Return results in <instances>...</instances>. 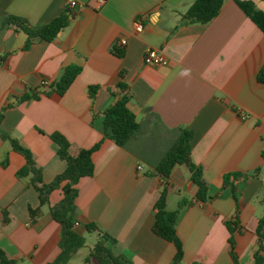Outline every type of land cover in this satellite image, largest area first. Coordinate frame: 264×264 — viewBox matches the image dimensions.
<instances>
[{
    "label": "crops",
    "instance_id": "0c3cea01",
    "mask_svg": "<svg viewBox=\"0 0 264 264\" xmlns=\"http://www.w3.org/2000/svg\"><path fill=\"white\" fill-rule=\"evenodd\" d=\"M75 1L82 7L70 11L69 0H0V133L31 152L44 184L66 167L51 134L68 141L72 156L99 144L93 175L76 185L75 229L97 241L98 232L84 230L95 224L115 239L112 252L131 264L173 263L174 246L152 230L165 187L168 211L189 202L176 226L183 245L180 264H253L264 213V83L257 80L264 32L236 0H224L204 25L181 21L194 0H105L99 8L95 0ZM241 1L264 12V0ZM62 14L68 24L52 41L35 38L27 48L26 34L3 22L14 16L40 27ZM138 17L142 32L134 29ZM120 38L127 41L123 49L115 46ZM148 49L160 50L167 65H145ZM70 66L81 71L66 92L45 95L49 88H41V81L54 84ZM121 83L140 125L125 148L103 130V113L117 100ZM26 95L38 98L20 101ZM184 130L191 132V159L207 186L204 201L196 199L187 167L175 166L168 178L155 170ZM4 160L0 251L15 264H52L60 253L61 226L49 208L60 202L62 190L51 191L48 204L40 206L31 175L16 176L25 158L0 138V163ZM37 208L40 214L31 215L29 209ZM226 222L236 223L234 258ZM89 249L66 264H89L84 261Z\"/></svg>",
    "mask_w": 264,
    "mask_h": 264
},
{
    "label": "trees",
    "instance_id": "16d2710c",
    "mask_svg": "<svg viewBox=\"0 0 264 264\" xmlns=\"http://www.w3.org/2000/svg\"><path fill=\"white\" fill-rule=\"evenodd\" d=\"M223 3L224 0H194L189 8L181 15V21L184 24H207L218 15ZM236 4L243 13L264 32V12L258 10L251 1L236 0ZM3 22L4 24L14 26L17 30L26 34L27 41L25 43V48H27L35 38H39L46 42L52 41L57 36L58 32L68 24V16L62 14L40 27L32 26L25 19L14 16L5 17ZM115 52L118 56H122V51L115 50ZM80 71L81 68L76 66L65 68L60 79L50 85L49 91L44 92V94L50 95L51 92H55L58 95H63ZM257 80L260 83H264V64L258 72ZM118 87L119 95L117 100L103 113V130L106 137L110 138L117 146L125 148L129 139L138 132L140 125L136 121L135 115L128 108L130 96L126 86L121 83ZM95 92V88H89V96L91 98L94 97ZM37 98V95H26L23 96L20 101ZM2 119L3 111L0 113V124ZM191 137L190 131H182L179 138L164 153L159 163L155 166V170L164 178H168L175 166L182 165L187 167L191 173V180L198 189L196 199L204 201L207 195V186L202 179V170L197 167L191 159ZM0 138L4 141H8L11 148L25 158V165L16 172V176L18 178H24L31 175V184L38 193L40 206L48 204V196L51 191L61 188L62 199L59 203L49 208L53 220L61 226L59 242L60 253L52 264H66L79 250L85 247V239L75 229L76 225L73 220L75 199L78 195L76 185L81 178L91 177L93 175L94 164L92 155L93 152L98 149L99 144L95 145L92 149L81 150L76 156H72L69 153L70 145L68 141L61 134H51L50 138L57 146V154L60 159L65 162L66 167L51 183L44 184L41 177V170L36 167L31 152L9 135L0 133ZM262 156L264 159V151ZM0 164L5 166L7 160L2 161ZM234 198L235 201H237L236 196ZM166 200L167 188L165 187L155 203L156 213L152 230L158 237L174 246L175 255L172 264H180L183 259V245L177 235L176 226L180 219L181 209L189 204V202L186 200L181 201L176 210L168 211L166 209ZM261 202L264 209V197ZM29 210L33 216H38L40 214V208ZM225 225L230 232V254L234 258L233 250L234 233L237 230L236 223L226 222ZM84 230L87 232L96 231L99 234L98 240L84 257L86 263L131 264L124 256L115 255L112 252V246L116 241L109 234L101 231L95 224L85 225ZM263 231L264 213L259 219L256 230L259 242L254 253L253 264H263ZM0 264H15V261L7 259L5 254L0 251Z\"/></svg>",
    "mask_w": 264,
    "mask_h": 264
},
{
    "label": "built area",
    "instance_id": "2783aa9c",
    "mask_svg": "<svg viewBox=\"0 0 264 264\" xmlns=\"http://www.w3.org/2000/svg\"><path fill=\"white\" fill-rule=\"evenodd\" d=\"M97 8L101 7L104 3L105 0H95ZM82 6L75 0H69L67 8L72 11L75 9H79ZM144 28V24H143V19L142 17H138L135 19L134 21V29L136 32H142ZM127 45V41L125 38H120L118 39V41L115 43L116 47H119L121 49H123L124 47H126ZM143 63L147 66H165L167 65V59L165 58V56L163 55V53L160 50L157 49H148L143 57H142ZM50 83L47 80H43L41 81V88L43 89H47L49 88ZM244 117V116H242ZM137 171H141L142 170V166L140 164H138L136 166ZM75 225H77V223H75Z\"/></svg>",
    "mask_w": 264,
    "mask_h": 264
},
{
    "label": "rangeland",
    "instance_id": "374dc122",
    "mask_svg": "<svg viewBox=\"0 0 264 264\" xmlns=\"http://www.w3.org/2000/svg\"><path fill=\"white\" fill-rule=\"evenodd\" d=\"M96 239H95V235L91 234V235H86L85 236V247H83L79 253H83L86 252L88 250V248L93 247V245L95 244Z\"/></svg>",
    "mask_w": 264,
    "mask_h": 264
}]
</instances>
